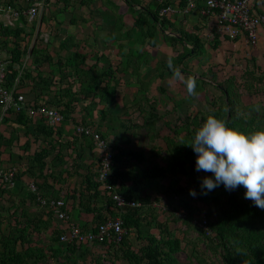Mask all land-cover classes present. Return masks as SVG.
Returning a JSON list of instances; mask_svg holds the SVG:
<instances>
[{
	"label": "trees",
	"instance_id": "1",
	"mask_svg": "<svg viewBox=\"0 0 264 264\" xmlns=\"http://www.w3.org/2000/svg\"><path fill=\"white\" fill-rule=\"evenodd\" d=\"M119 1L127 10H122ZM189 1L179 0L175 9L171 0H157L153 9L139 0H46L41 23L52 24L51 39L44 42L39 30L32 46L19 24L6 27L0 23V49L9 54L7 87L15 88L16 96L25 97L24 109L4 114L2 125L6 128L9 122L16 123L20 130L7 137L5 128L0 129V171L7 172L9 165L16 168L14 184L32 180L28 188L23 183L20 189L0 180V264H217L218 258L221 264H264V210L244 199L243 186L229 192L221 185L206 196L200 195L202 178L211 174L195 170L196 153L190 147L196 130L209 115L245 134L264 130V103L252 101L254 93L264 90V74H259L261 69L254 60L253 68L244 69L243 84L235 76L220 81L223 77L215 70L221 63L212 57L223 52L221 37L213 30L214 39L205 41L201 22L186 28L184 20L194 11L185 13ZM193 1L199 19L212 23L198 12L206 0ZM27 2L25 10L18 11L19 17L24 27L31 25L34 36L38 20L30 23L24 15L32 3ZM168 8L184 14L185 19L178 21L172 15L175 13L162 14ZM252 13L264 15L258 0L253 2ZM127 14L132 18L129 23ZM82 26L91 30L87 37L73 31ZM61 27L66 28L64 35ZM99 28L107 32L101 38L102 47L113 46L114 55L98 49ZM12 41L15 46L9 50ZM160 42L176 55L149 54L147 48H158ZM144 56L147 63L141 62ZM151 59H158L152 78L156 92L169 99L167 104L159 96L150 98L142 84V71L151 65ZM193 59L200 62L198 74L207 80L195 78L192 66L184 65ZM178 76L186 80L183 93L187 94L182 99L160 86L167 77ZM136 85V92H144L143 99L130 91ZM208 87L221 95L210 97ZM120 88H124L121 98ZM201 96L211 104V111L192 109L194 97L202 102ZM29 108L35 111L33 116L28 115ZM39 108L59 111L64 116L61 126L49 125ZM180 109L184 116L174 119ZM121 110H125L124 116ZM130 110L138 113L142 125L134 124ZM79 113L81 119L75 118ZM171 117L176 121L171 122ZM67 122L73 126V134L63 127ZM160 122L170 133L161 136ZM80 126L98 127L100 140L112 151L111 172L105 182L99 181L104 153L94 137L79 133ZM133 128L146 129L151 143L162 138L163 145L152 146V154L147 156L144 151L123 147L119 139L109 142L112 133L129 146L131 139L126 133ZM73 177L77 182L64 191L62 186ZM190 189L197 192L195 198L189 195ZM114 194L141 205L121 209L113 201ZM60 199L65 201L62 210L69 219L60 218L51 207L52 201ZM71 210L80 223L71 221ZM158 215L166 219L161 221ZM118 217L126 231L119 243L113 237L102 243L61 240L69 234L71 224L83 233L97 232L102 224ZM204 221L206 228L201 226ZM178 223L183 226L181 235ZM193 231L198 233L197 239L190 236ZM201 242L203 251L198 250ZM187 247H192V259L181 262L177 255Z\"/></svg>",
	"mask_w": 264,
	"mask_h": 264
},
{
	"label": "rangeland",
	"instance_id": "2",
	"mask_svg": "<svg viewBox=\"0 0 264 264\" xmlns=\"http://www.w3.org/2000/svg\"><path fill=\"white\" fill-rule=\"evenodd\" d=\"M142 5H151V7L153 9H155V7L157 6V0H139ZM41 2V9H42V5H43V2ZM139 2V3H140ZM120 5H123V9L122 10H127V7L124 6V3L122 1H119ZM258 4L260 6V8L262 9V11H264V0H258ZM175 9H177L175 6H174ZM173 16H177L178 17V21L179 20H182L183 19V15L180 14V13H175V14H172ZM39 16V15H38ZM127 18L128 20L127 23L131 22V16L129 14H127ZM198 17L196 15H192V20L191 21H197ZM101 19H98L97 21L100 22ZM54 24V23H53ZM104 24H107V25H110V22H104ZM52 24L50 23H43V24H40V30H42L43 32V35L41 36L40 39H46L47 37L51 39V33L50 31H52ZM112 25V24H111ZM193 25L192 22H190V24H186V28L190 29V26ZM66 27H68V24L66 25ZM94 27V26H93ZM92 27V28H93ZM69 28V27H68ZM89 28L87 26H82L81 29H73V31L77 32L79 31V36L82 37V36H85L87 37L89 34H91V30H88ZM100 29V28H99ZM61 30V33L62 35H64L66 33V28L64 27H61L60 28ZM84 30V32L82 31ZM107 33L105 30L103 31L102 29L98 30V32L96 33L97 34V37L100 39L98 40V49H101L103 52L105 51H108V52H113L114 50V47L113 46H110L109 44L104 46L105 48H103L102 46L104 45V41L101 40V38H103ZM202 37L204 38L205 41H210L209 38L207 37V35H205L204 33H201ZM91 37V36H89ZM31 42H32V39H31ZM30 42V43H31ZM45 42V40H44ZM161 43V42H160ZM163 44V45H162ZM222 44H224V47H223V51L224 53L219 56V54L215 53L214 54V58H219V60L217 62H220L221 63V66L217 67L216 68V72H218L220 74L221 77L223 78H220V81H222L223 79H226L230 76H235L237 78V82L238 83H242L243 84V80L241 78L243 72H244V69L246 66H249L250 68H253V64L255 63V61L257 62V64L259 65L260 69H261V72L259 74H264V32H262L260 30V33H259V40L255 46V48H252V47H244L243 45L241 44H238L237 46L234 45V44H231V43H227L226 41L222 42ZM136 48H137V45H136ZM147 48V47H146ZM148 52L149 54L151 55H157L158 57H161L162 54H167V55H176L174 52L171 51V49L169 47H167L166 44H164L163 42L161 44H159L158 48H151V47H148ZM113 54V53H112ZM111 54V55H112ZM114 55V54H113ZM5 57V53L3 52L1 54V58L4 59ZM113 58V57H111ZM114 59V58H113ZM205 59H207V57H205ZM158 59H151V61H153L151 63V65H148L145 67L144 71L148 72L147 76H145V78H142V84L144 85V87H146L145 89L148 90V96L150 98H158V96L160 97V99H162L164 101V103H169V99L166 98L164 95L156 92V89H157V86H156V82H153L155 81L154 80V77L152 78V76L155 75L154 71H155V67L154 64L157 62ZM229 60L233 61L234 64L231 65V64H228ZM255 60V61H254ZM141 62L142 63H147L148 62V57L147 56H144V57H141ZM189 64V67L192 66V67H195V69H192V73H196V75H199L198 73L199 72V68L201 67V64L199 61L197 60H191V62H185L184 65H188ZM207 69V67L205 68ZM142 73L144 74V72L142 71ZM201 76V75H200ZM152 78V79H151ZM175 77L173 78H170V77H167L162 83L160 86H165V88H168L170 89L171 91H173L172 93H174L176 95V98L177 99H182L184 94L186 95V93H183L185 90H184V85L186 83V80L184 79V76H178L174 79ZM135 82H136V78L133 79ZM153 82V83H152ZM185 82V83H184ZM146 83V84H145ZM156 83V84H155ZM182 84V86H181ZM137 87V85L135 86ZM135 87L130 89L131 92H136L135 90ZM209 88V87H208ZM188 89V87L186 88ZM209 93L208 95L210 97H218L220 96L221 92L218 91L216 88H209ZM119 95H120V98L123 97L124 95V88H120L119 89ZM138 98H142L143 99V96H144V92H136L134 93ZM255 95L252 96V101L254 102H258V101H261L264 103V90L262 93H254ZM202 99L200 102V100L198 99V97H194V103H193V106H192V109L197 112L198 110H201V111H211V104L209 102H207L205 100L204 97L201 96ZM129 100V99H128ZM130 102V100H129ZM134 104V102L132 103ZM131 104V105H132ZM129 105V104H128ZM130 106V105H129ZM127 109H132L133 110V107H129ZM187 105L185 104V107ZM146 109H148L149 107L148 106H145ZM167 107V106H165ZM132 110H130V113H133L132 116H133V120H134V124H138L139 125H142L143 124V120L140 118V116L138 115V113H134ZM181 110V109H180ZM123 111L122 114L120 115H123L125 114V110H121ZM182 115L184 116V111L181 110L179 111V114L176 113V115L173 117L174 119H176L175 117L176 116H179V115ZM75 118L77 119H81L82 115L81 113L77 114L74 116ZM172 117L170 118L171 122H174L176 120H174ZM61 126V124H59ZM174 126V124H173ZM172 126V127H173ZM63 127H65L66 129V132L68 133H74L73 130V126L70 124V123H65L63 124ZM83 127V126H82ZM158 130H160L161 132V136H164L168 133H170V128L165 125L163 122H160L158 123ZM88 129L92 130L94 133H97L98 131V127L97 128H94V127H88ZM132 131H128L126 133V137L130 138L131 139V142H130V145H126L124 139L120 138L119 136H116L115 134L111 135L112 136L110 139H109V142L112 144V141L113 140H121V144L123 147H127V148H133V149H136V150H140V151H144L145 154H147V156H150L152 154L151 152V149H152V146H159V145H163V141H162V138H158L156 139V141H154L153 143L150 142V135L147 133L146 129H136V128H133L131 129ZM115 135V136H114ZM179 139V138H178ZM107 145V144H106ZM100 147V146H99ZM101 148V147H100ZM102 150H100L102 153H104V148H101ZM107 149L109 150L110 147L109 145L107 146ZM111 150V149H110ZM97 156L100 155V152L96 153ZM91 157V156H90ZM92 158V157H91ZM158 161H162L161 159H158ZM163 164V162H161ZM165 164V163H164ZM146 166V165H145ZM31 179H28V178H25L22 182L18 181L17 185L19 187H22L23 186V183L24 185L28 188V186L31 184ZM76 178H72L70 180V183H66L62 186V189L64 191L68 190L69 188L73 187L74 184L76 183ZM165 183H168V179L164 180ZM26 188V189H27ZM27 192V191H26ZM159 219L161 221H164L166 219V217H164V215H158ZM70 218H71V221L72 222H76V223H80L79 221V217H78V214L75 212V211H72L70 212ZM86 220H88V217L86 218ZM85 220V221H86ZM175 226V225H174ZM176 227L178 229H182V225L181 223H178L176 225ZM178 230L179 232L178 235L180 234L181 235V231L183 230ZM193 235H190L191 237L193 236L195 239L198 238V233L193 231L192 232ZM185 247V245H184ZM192 247H187V249H185L184 251H182L180 254L177 255V258L178 260H180L181 262H187L189 261L190 259H192V251H191ZM205 249V244L203 242L199 243V251H203ZM208 255L209 257L212 256L214 257L215 259L216 256H214L212 253L208 252ZM216 264V263H215ZM217 264H221V260L218 258V262Z\"/></svg>",
	"mask_w": 264,
	"mask_h": 264
},
{
	"label": "built area",
	"instance_id": "3",
	"mask_svg": "<svg viewBox=\"0 0 264 264\" xmlns=\"http://www.w3.org/2000/svg\"><path fill=\"white\" fill-rule=\"evenodd\" d=\"M254 0H206L205 5L198 10L201 16L210 18L214 27L215 34L220 35L221 38H228L230 40L242 39L248 47L255 48L258 40L261 26L264 24V15L252 13V5ZM193 0L189 1V10H196ZM10 12L15 18L19 17V12L11 7H5L3 0H0V13ZM39 10L36 6L24 12V15L32 23L36 20ZM178 13V11L168 8L162 11V14ZM214 34V33H213ZM214 34V35H215ZM9 61L1 58L0 53V105L3 107L4 112L10 110L21 111L25 108V97L23 95L15 94V88L10 89L7 87V69ZM20 71L22 68L16 66ZM41 114L51 126L59 125L64 121V116L55 109L39 108ZM29 116H33L35 111L31 108L27 111ZM79 133H84L87 136L94 137L96 142L101 148H104V155L101 162L99 181L105 182L111 172L113 154L112 151L107 149L104 141L100 140L97 133L86 127H78ZM17 173L16 168H11L7 172L0 171V180L9 182L14 186L13 178ZM33 191L35 187L31 185ZM113 201L117 207L124 209L127 207H139L141 204L135 200H128L127 198L119 195H113ZM44 203V202H43ZM51 207L56 209V213L60 218L69 219V216L62 209L65 206L64 200L52 201ZM206 228V221L201 225ZM126 231L123 227V220L118 217L102 224L97 232L83 233L80 227L76 224L70 225L68 235L62 236L63 242L76 241L78 243L90 242H104L107 238L113 237L116 243H119Z\"/></svg>",
	"mask_w": 264,
	"mask_h": 264
},
{
	"label": "clouds",
	"instance_id": "4",
	"mask_svg": "<svg viewBox=\"0 0 264 264\" xmlns=\"http://www.w3.org/2000/svg\"><path fill=\"white\" fill-rule=\"evenodd\" d=\"M190 147L196 153L195 170L211 174L202 178L200 195L221 185L229 192L243 186L244 199L264 210V130L245 134L209 115ZM189 195L195 198L197 192L190 189Z\"/></svg>",
	"mask_w": 264,
	"mask_h": 264
},
{
	"label": "crops",
	"instance_id": "5",
	"mask_svg": "<svg viewBox=\"0 0 264 264\" xmlns=\"http://www.w3.org/2000/svg\"><path fill=\"white\" fill-rule=\"evenodd\" d=\"M32 1V3L30 4V8H32V7H34V6H36L37 8H38V10H39V13H38V15L39 16H37V18H36V20H38V23H37V26H38V28H37V30H36V33L34 34V36H31V32H32V30L30 29L31 27V25H29L28 27H24L23 25H22V20L20 19V17H18V18H15L10 12H2V13H0V23H2L4 26H11V27H14V26H16L17 24H19V26L20 27H23L24 29H25V31L28 33V37L26 38L28 41H30L31 42V39H32V42L30 43L31 44V46L33 45V43L35 42V39H36V35H37V33H38V31L40 30V24H43V23H41L42 22V14L45 12V2H46V0H31ZM40 1H42L43 2V5H42V9H41V2ZM174 4V6L176 7V3H178L179 2V0H171ZM27 3H29V2H27V0H3V4L5 5V7H11V8H13V9H15L16 11H19V10H21V11H23V10H25V8L28 6V4ZM195 11V10H194ZM191 12L189 15H188V19H186V20H184V22H185V24H190V22H192V24L194 25V24H197V23H200L201 22V24H203V25H205L206 26V28H205V26H204V28L203 29H205V30H203V32L202 33H204L205 35H207V37L209 38V40H213L214 39V34H213V30H214V27H213V25H212V23L210 22L209 24H207L205 21H202V20H200L199 19V15H198V13L195 11V12ZM183 15V19H185L184 18V14H182ZM192 15H196L197 17H198V19H197V21H191L192 20ZM27 19V18H26ZM182 19V20H183ZM35 20V21H36ZM52 23H54L53 21H51ZM40 31H42V30H40ZM262 32H263V30H262ZM43 35V32H42V34H41V36ZM26 40V41H27ZM45 40V42H47L48 40H49V38L47 37L46 39H44ZM3 40L0 38V46H2V42ZM221 41L222 42H224V41H226L225 39H223V38H221ZM227 43H231V42H229V41H226ZM14 42L12 41V42H10L9 43V45H8V49L9 50H12L13 48H14V44H13ZM231 44H233V43H231ZM238 44H241V45H243L244 47H248L245 43H244V41L242 40V39H240L237 43H235L234 45H238ZM222 47H224V44H222ZM5 53V57H4V59H8L9 60V54H8V52L6 51V50H3L2 48L0 49V53L2 54V53ZM224 53V51L222 52V54ZM221 55V53H219V56ZM212 60H215V61H218L219 60V58H214V55H213V57H212ZM148 72L149 71H147V72H144V74H143V77L142 78H145V76H147V74H148ZM131 84H132V82H131ZM132 88H134L133 86H132ZM136 88V87H135ZM4 114H5V112H4V109H3V107L0 105V129H1V127H4L2 124H3V117H4ZM5 128V127H4ZM20 130V127H19V125L18 124H16V123H11V122H9L8 124H6V128L4 129V135L5 136H7V137H10V133H12L14 130ZM7 141V140H6ZM25 142V138H24V136H23V134H22V139H21V144H23ZM7 143H9V141H7ZM6 143V144H7ZM14 150V152L15 153H18L19 152V149L18 148H14L13 149ZM8 151V150H7ZM10 165L8 166V169H10V168H12V167H10ZM2 168H4V167H2ZM75 182H77V178H76V181ZM18 183V182H17ZM17 183H15L14 184V187L15 188H17V189H20L21 187H19L18 185H17Z\"/></svg>",
	"mask_w": 264,
	"mask_h": 264
},
{
	"label": "water",
	"instance_id": "6",
	"mask_svg": "<svg viewBox=\"0 0 264 264\" xmlns=\"http://www.w3.org/2000/svg\"><path fill=\"white\" fill-rule=\"evenodd\" d=\"M195 78H200V79H201V78H203V77L200 76V75H196ZM203 79H204V80H207V78H203Z\"/></svg>",
	"mask_w": 264,
	"mask_h": 264
}]
</instances>
